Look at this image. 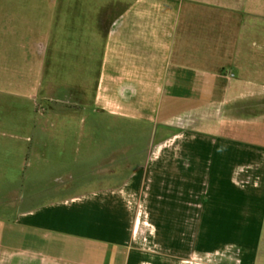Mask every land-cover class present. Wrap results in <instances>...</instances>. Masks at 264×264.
Listing matches in <instances>:
<instances>
[{"label":"crops","instance_id":"1","mask_svg":"<svg viewBox=\"0 0 264 264\" xmlns=\"http://www.w3.org/2000/svg\"><path fill=\"white\" fill-rule=\"evenodd\" d=\"M52 1L0 264H264V0Z\"/></svg>","mask_w":264,"mask_h":264},{"label":"rangeland","instance_id":"2","mask_svg":"<svg viewBox=\"0 0 264 264\" xmlns=\"http://www.w3.org/2000/svg\"><path fill=\"white\" fill-rule=\"evenodd\" d=\"M52 2L0 0V191L4 189V183L16 181L20 195H40V198H34L37 200L30 206L52 196L53 174L35 179L32 176L36 174L37 165L34 164L32 169L24 168L25 153L29 146L25 141L24 127L39 115L46 114V105L40 99L37 77L27 75V68L36 61L25 58L23 46L28 42V29L35 30L37 22L45 18L41 8ZM63 2L84 4L89 6L90 11H94L108 0ZM48 78L52 79L51 76L45 79ZM3 195L4 191L0 193V201L4 200ZM0 206L3 207L4 203L1 202ZM188 264H212V258L190 261Z\"/></svg>","mask_w":264,"mask_h":264}]
</instances>
